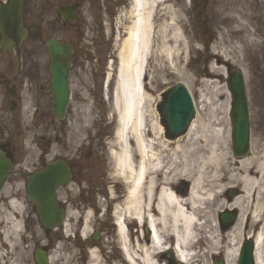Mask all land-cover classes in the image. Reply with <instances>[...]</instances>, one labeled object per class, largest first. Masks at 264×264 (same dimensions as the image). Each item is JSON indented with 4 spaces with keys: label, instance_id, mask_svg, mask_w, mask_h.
<instances>
[{
    "label": "bare ground",
    "instance_id": "1",
    "mask_svg": "<svg viewBox=\"0 0 264 264\" xmlns=\"http://www.w3.org/2000/svg\"><path fill=\"white\" fill-rule=\"evenodd\" d=\"M128 1V24L122 29L123 38L116 53L112 91L116 127L113 142L107 147L115 178L123 183L122 200L112 211L126 264H162L160 255L168 251L165 245L169 238L174 244L172 255L184 264H193L199 260L191 250L199 229H205L208 237V249L204 253L217 254L224 247L225 264L235 263L241 236L247 229H254L253 234L247 231L246 235L254 240L257 264H264V140L251 138L249 133L251 154L243 158L230 156L221 146L225 139L228 142L229 129L225 135L224 128L216 124V107L210 108L204 119L196 100L198 113L188 132L174 141L163 136L156 117L150 122L154 112L151 97L145 90L146 66L152 56H160L156 58L155 71L177 73L188 87L189 79H184L179 64L190 51L189 40L174 12L168 22L170 35L166 30L168 24L159 20L161 13L171 14L172 6L166 0ZM214 3L218 22L231 34H239L240 43L236 46L234 42L229 49L221 48V52L212 49L208 52L211 59L221 61L224 57L238 62L240 57L244 58V48H262L264 32L262 40L255 38L250 22L264 19V0H214ZM261 62L264 63V54ZM111 67V64L107 67L105 82L110 79ZM210 67L213 69V64ZM214 95H201L200 102L212 104ZM88 120V116L80 119L78 128L86 131ZM151 132L156 136L154 139L149 138ZM162 138L165 140L161 141ZM199 141L204 147L201 151L196 144ZM165 156L178 160L173 166L178 168L174 175L189 180L186 191L177 188V181L172 180ZM230 189H235L236 194L225 207L236 210L238 217L221 234L218 222L210 224L214 220L211 208L219 202L224 204L220 198ZM110 195L113 197V191ZM83 221L81 235L85 238L89 233L87 214ZM130 222L139 234L130 231ZM97 262L96 252L91 250L90 264Z\"/></svg>",
    "mask_w": 264,
    "mask_h": 264
},
{
    "label": "rangeland",
    "instance_id": "2",
    "mask_svg": "<svg viewBox=\"0 0 264 264\" xmlns=\"http://www.w3.org/2000/svg\"><path fill=\"white\" fill-rule=\"evenodd\" d=\"M118 1L123 3L124 8L120 5L113 7L112 3L115 0H94L90 3H84L79 8L76 20L67 25H63L57 16L58 2L54 0L49 2L47 0L25 1V7L32 9L35 14L31 24L27 21L25 23L30 27V35L24 43L25 46L30 44L31 47L38 48L40 57L46 59L48 55L44 41L49 37L66 41L71 40L75 44L69 77L70 102L65 118L60 121L55 118L49 119L46 122L45 132L41 127H38L40 121L36 120L38 125L35 126L36 122L24 118L21 134L18 133L17 136L23 149L24 159L35 160L40 152L43 153L46 149L45 146L49 145L47 160L63 158L74 165L75 172L71 179L72 182L68 184V188H71L70 200L65 204L58 200L61 205L66 206V216L72 221L73 225L86 214L88 218L90 217L89 213L84 215L80 210L84 198L91 199L97 209L101 211L107 209L109 211L113 209L114 205L121 202L124 194L123 183L115 178L107 148L113 142L116 126L115 114L112 111V91L117 63L116 53L120 39L123 38L122 29L128 24V14L126 12L129 5H125L123 0ZM166 4L172 6L171 14L165 11L161 13L159 20L168 24L170 16L174 12L180 24L183 25L189 40L190 51L186 54L184 62L181 65L179 64L180 68L183 69L184 79L188 78L190 80L187 79L188 89L193 100L197 101L200 114L204 119H207L210 108L216 107L214 113L216 124L224 128L225 135L229 129L228 142L226 143L227 139H225L221 146L229 152L230 156L235 157L231 141L230 93L226 85L227 71L233 67L241 70L249 104L251 138L254 136L264 140V63L261 62V56L264 54V42L260 43L262 47L260 49L254 46L244 48V58L240 57L238 62L228 61L224 57L221 61H215L214 58L211 59L208 52L211 53L212 49H217L216 51L220 52L221 48L229 49L234 42H236V46H239L240 35L231 34L225 25L218 22L214 0H166ZM111 8H113V16L107 15L108 10ZM250 23V29L254 37L262 40L264 19L259 23L253 19ZM170 27L171 25H166L169 35L172 31ZM168 34H166L167 39H169ZM116 36L119 37V40L115 38ZM35 39L39 40L34 42ZM157 57L160 58V56L155 57L154 55L148 61L144 84L145 90L153 102L154 114L150 115V122L152 123L151 120L156 117L157 124L162 128L154 104L163 89L177 81H184L177 73L159 74L155 71ZM109 64L112 67L110 70L111 78L107 86L105 77ZM211 64H213V69L210 67ZM223 71L225 74H223ZM212 93H215V95ZM201 95L203 97L214 95L215 102L212 104L206 101L200 102ZM85 116H88L89 122L86 124L87 130L83 131L78 128L77 122L80 119L83 120ZM155 137L152 132L149 134V138L154 139ZM162 140L165 139L162 138ZM196 144L198 148H201L198 150L201 151L204 148L201 141ZM250 154L251 144L248 155ZM164 161L167 162V167L172 170V180L177 181V188L182 187L183 189L184 186L189 185V180L184 179L183 181L179 178V174L174 175L178 168L176 169L173 166L178 163V160L165 156ZM111 191H113V197L110 195ZM85 192L91 193V195H85ZM226 194L227 191L220 198L224 204L219 202L211 208V212L214 214V220L210 221L211 225L217 223L219 212L226 210L225 203L231 201ZM133 225L135 224L130 222V231L136 235L139 234V230ZM88 226L89 232H91V229H94L92 216ZM81 230L82 226L74 231L76 234L73 238H78L83 244L85 239L81 235ZM218 230L220 231V227H218ZM247 231L251 234L254 233L253 229H247L245 234L241 236L240 243L245 238ZM105 237L106 235L103 240L111 246V255L116 256L117 252L121 254L114 245L115 241L109 238V235H107V239ZM170 241H172L171 238L168 242ZM101 242L94 241V244L98 243V246H100ZM200 245L205 247L203 249H201L202 247L199 248L200 252L195 245L192 247L195 257L199 259L193 264H213L216 255L223 259L224 247L218 249V253L215 255L210 252L204 253L208 249L207 241L200 243ZM114 249L116 253H114ZM96 253L97 263L105 264L104 258H101L98 252ZM78 254V250L71 247L68 256H64L67 261L65 260L63 264H81L78 262ZM116 263H119V261L109 262L108 264ZM161 263L167 264V261L161 259ZM87 264H90V258ZM119 264L126 263L122 259Z\"/></svg>",
    "mask_w": 264,
    "mask_h": 264
},
{
    "label": "flooded vegetation",
    "instance_id": "3",
    "mask_svg": "<svg viewBox=\"0 0 264 264\" xmlns=\"http://www.w3.org/2000/svg\"><path fill=\"white\" fill-rule=\"evenodd\" d=\"M25 1L27 0H23V3ZM49 1L51 0L47 2ZM54 1L58 2L59 9L78 1L83 5L94 0ZM7 2L8 0H0L3 4ZM116 5L124 6L118 0L112 3L113 7ZM25 6L24 4L22 21L28 27L30 35V27L25 23L27 21L31 24L35 14L32 9ZM107 15H114L113 8L108 10ZM38 40L35 39L34 42ZM25 41L26 39L20 46H13L8 50L0 48V264H38L37 258L38 261L47 259L49 264H63L65 260L67 261L64 256H68L71 247L78 250V262L81 264L89 262L91 250L98 252L101 258H104L105 264L120 262L123 259L122 255L119 252L116 256L111 255V246L103 240L105 235L106 239L109 235V238L116 242L114 245L118 249V235L112 210L101 211L95 207L91 199L84 198L80 210L84 215L90 214L88 222L92 216L94 229H91L82 244L73 236L76 234L74 231L82 226L84 218L73 225L65 213L63 221L58 226H51L54 224L46 226L37 213L38 203L28 198L30 176L46 168L53 160L46 159L49 145L45 146L46 149L43 153L40 152L35 160L24 159L17 136L23 128L24 118L36 122L35 126L38 125L37 121H40L38 127L45 132L46 122L53 116L49 109L51 97L49 64L40 57L38 48L31 47L30 44L24 46ZM68 164L73 176L74 165L70 162ZM68 186H59L54 192L55 198L63 204L68 203L71 197V188ZM88 194L91 195L85 192V195ZM58 204L66 210L65 205ZM94 241L102 242L98 246Z\"/></svg>",
    "mask_w": 264,
    "mask_h": 264
},
{
    "label": "water",
    "instance_id": "4",
    "mask_svg": "<svg viewBox=\"0 0 264 264\" xmlns=\"http://www.w3.org/2000/svg\"><path fill=\"white\" fill-rule=\"evenodd\" d=\"M21 10L22 0H10L7 6H0L1 47L7 48L13 42L18 45L21 39L26 36L27 30L21 24ZM72 12L73 8H67L61 11V15L64 19L71 21L73 20ZM45 44L50 56V84L53 93L52 112L61 119L64 117L69 99L67 80L73 45L71 42H59L53 38L48 39ZM227 84L232 97L230 116L233 148L235 155L241 156L246 154L249 145L248 108L241 73L236 69L231 70ZM160 98L156 104V109L165 136L168 139H175L185 134L195 116L193 101L185 84L178 81L168 86L160 94ZM69 180L70 170L61 159L32 176L28 185V192L31 199L39 202V215L42 220L61 221L63 212L54 200V189ZM224 217L226 216L222 215L221 219L223 220ZM168 259L170 264H178L173 263L170 255H168ZM237 264H255L253 243L250 240L243 243Z\"/></svg>",
    "mask_w": 264,
    "mask_h": 264
}]
</instances>
